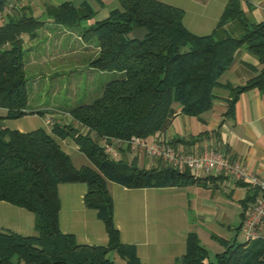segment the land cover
<instances>
[{
  "label": "trees",
  "instance_id": "16d2710c",
  "mask_svg": "<svg viewBox=\"0 0 264 264\" xmlns=\"http://www.w3.org/2000/svg\"><path fill=\"white\" fill-rule=\"evenodd\" d=\"M116 3L106 18L78 31V39L96 52L87 67L109 80L102 81L90 103L51 109L52 113H67L73 124L53 123L48 130L28 132L0 128V201L30 213L34 232L22 236L0 230V264H114L107 257L110 252L123 264H143L132 246L119 242L106 182L129 189L168 188L201 183L204 177L159 162L156 168L145 170L110 160L100 140H144L161 132L173 105L188 117L209 111L217 99L214 91L221 86L219 78L233 65L239 50L255 57L258 68L251 69L252 75L243 85L223 86L229 93L224 116L233 115L242 93L257 90L264 96V19L250 23L237 0H228L215 29L205 36L183 28L179 8L155 0ZM3 5L0 0V12ZM90 15L62 3L54 10L52 21L75 29ZM229 22H238L242 34L217 38V32ZM41 26L42 22L26 16L0 24V120L46 114L44 109L26 110L23 37L34 39ZM66 138L91 167H73L58 144ZM75 183L85 186L83 206L93 210L103 225L104 246L79 245L73 236L58 230L56 187ZM258 194L259 189L251 187L244 205L253 204ZM213 238L222 246L214 261L190 232L183 254L172 264H264L263 236L242 242Z\"/></svg>",
  "mask_w": 264,
  "mask_h": 264
},
{
  "label": "crops",
  "instance_id": "0c3cea01",
  "mask_svg": "<svg viewBox=\"0 0 264 264\" xmlns=\"http://www.w3.org/2000/svg\"><path fill=\"white\" fill-rule=\"evenodd\" d=\"M182 11L181 24L186 31L196 36L209 35L228 0H155ZM245 18L250 23L264 19V0H237ZM0 24L21 16L42 22L37 36L28 40L23 37L26 50L24 69L54 71L66 67L87 68L95 49L78 39V31L107 17L117 7L116 0H3ZM62 3L89 17L82 19L75 29H67L52 21L54 10ZM243 32L238 22H229L217 32L239 37ZM89 49V50H88ZM48 66V67H47ZM258 68L255 57L239 50L233 65L219 78L220 87L215 89L217 99L212 108L199 117H188L178 112L173 105L172 114L164 129L148 138L146 142L160 137L181 152L200 153L214 150L244 165L249 172L264 181V96L257 90L242 93L235 103L233 115L224 116L227 108L228 90L223 87L243 85ZM47 77V75H44ZM41 75L35 77V80ZM46 113L56 119L52 123L73 124L67 113ZM46 114L43 116L45 117ZM56 114L58 116H56ZM40 117L35 129L48 130L46 118ZM49 118V117H48ZM43 119V120H42ZM22 132L21 127L15 129ZM60 149L69 157L75 168L91 167L87 159L68 138L58 140ZM118 159L139 169L156 168L158 163L141 153H132L125 143H115ZM226 174L205 176L201 183L183 187L129 189L106 182V190L112 203V223L122 245L132 246L134 254L143 264H172L184 252L188 233L197 235L200 244L207 249L214 238L242 242L239 227L245 219V204L251 186ZM85 186L80 183L59 184L56 193L59 200L57 215L58 230L70 234L79 245L104 246L106 235L95 212L82 203ZM0 230L22 236H31L33 217L27 211L0 201ZM259 236L264 237V221L258 226ZM216 252L222 248L218 244ZM116 256V255H115ZM117 257V256H116ZM120 259V258H119ZM121 260V259H120ZM123 262V260H121Z\"/></svg>",
  "mask_w": 264,
  "mask_h": 264
},
{
  "label": "built area",
  "instance_id": "2783aa9c",
  "mask_svg": "<svg viewBox=\"0 0 264 264\" xmlns=\"http://www.w3.org/2000/svg\"><path fill=\"white\" fill-rule=\"evenodd\" d=\"M48 122L49 120L46 119L45 123L48 124ZM115 143H125L132 153H141L172 170H188L196 178L211 174H226L259 189V194L246 210L244 222L240 227L243 240L249 241L259 236L258 226L264 221V181L260 180L256 174L249 172L241 163L214 150L205 149L200 153L181 152L160 137L150 142L138 138H131L128 141L101 139L100 146L110 160L118 159Z\"/></svg>",
  "mask_w": 264,
  "mask_h": 264
},
{
  "label": "rangeland",
  "instance_id": "374dc122",
  "mask_svg": "<svg viewBox=\"0 0 264 264\" xmlns=\"http://www.w3.org/2000/svg\"><path fill=\"white\" fill-rule=\"evenodd\" d=\"M34 67L30 66L24 69L27 88V111L44 109L46 113H50L52 108L69 109L79 104L90 103L96 98L95 94H97L102 81L109 80L108 76H102L95 70L88 71L87 68L83 67L78 69L64 67L59 70V66H57L54 71L39 70ZM38 75H41V77L35 80ZM44 75H47V77ZM31 115L28 114L17 119H1L0 128L11 130L21 127L22 132L34 130L35 123L40 122L37 118L40 117H30ZM56 116L58 115L56 114ZM42 117L43 119L47 117L49 122L56 121L52 115L50 117L46 114L45 117ZM217 246H219L217 241H214L213 245H208L206 249L210 261H214L215 254L222 251L221 248L216 252L215 248H218ZM107 257L114 264H123L112 252L108 253Z\"/></svg>",
  "mask_w": 264,
  "mask_h": 264
}]
</instances>
